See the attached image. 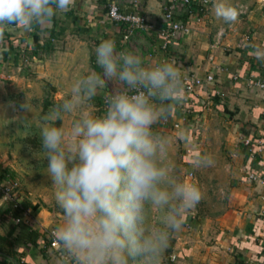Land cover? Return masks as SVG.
Listing matches in <instances>:
<instances>
[{
    "label": "clouds",
    "instance_id": "1",
    "mask_svg": "<svg viewBox=\"0 0 264 264\" xmlns=\"http://www.w3.org/2000/svg\"><path fill=\"white\" fill-rule=\"evenodd\" d=\"M74 0H0V42L9 26L24 31L50 25ZM215 16L234 23L241 9L214 0ZM137 48L118 51L113 39L95 48L103 69L78 77L71 92L44 116L41 147L55 200L64 221L54 232L75 264H161L170 237L183 217L203 198L202 189L177 175L174 139L153 130L168 119L183 91V77L171 61L145 65ZM264 61V50H256ZM106 79L116 88L105 97L106 111L96 116L83 105L97 96ZM29 111V106H24ZM79 110L69 129L57 126ZM187 142V135L182 134ZM215 165L211 155L194 167Z\"/></svg>",
    "mask_w": 264,
    "mask_h": 264
},
{
    "label": "crops",
    "instance_id": "2",
    "mask_svg": "<svg viewBox=\"0 0 264 264\" xmlns=\"http://www.w3.org/2000/svg\"><path fill=\"white\" fill-rule=\"evenodd\" d=\"M109 1L74 0L70 10L54 17L50 25L33 26L30 32L9 26L0 42V77L5 74L6 62L14 71V64L25 60L33 73L58 81L59 94L68 97L78 77L91 71L103 76V69L95 62V48L102 40L113 39L118 51L135 50L137 41L143 40L146 46H139V54L145 65L171 61L179 68L183 82L190 76L202 80L191 92L183 91L168 119L153 126L165 130L178 124L191 141L190 136L197 132L192 116L204 111L210 100L217 103L235 129L234 185L227 205L217 216L191 217L189 223L183 218L181 230L170 237L173 245L166 249L161 264H264V187L246 177L247 172L262 174L264 154L252 155L242 144L247 138L264 136V92L251 86L254 80L264 81V61L255 55L257 49L264 50V28L251 22L246 38L230 35V27L218 24L221 22L215 20L214 10L209 9L204 22L191 21L189 34H170L167 48H163L165 41L158 32L168 24L163 18L167 0H119L124 11L137 9L154 26L129 35L122 25L107 17ZM260 11L264 21V8ZM54 66L58 79L51 77ZM209 75L213 82H205ZM115 88V83L106 79L94 98H105ZM89 102L97 111L98 106ZM105 111L106 106L97 116ZM75 118L64 123L70 128ZM188 161L191 169L193 162ZM8 204L0 196V264H64L63 250L52 248L46 234L62 225L64 214L32 202L26 207L29 219L18 224L6 212ZM29 223L38 233L36 238L30 235Z\"/></svg>",
    "mask_w": 264,
    "mask_h": 264
},
{
    "label": "rangeland",
    "instance_id": "3",
    "mask_svg": "<svg viewBox=\"0 0 264 264\" xmlns=\"http://www.w3.org/2000/svg\"><path fill=\"white\" fill-rule=\"evenodd\" d=\"M227 3L241 9L237 21L225 23L217 17L215 20L221 22L218 24L229 26L230 35L239 34V38H246L252 28L251 22L257 28H264L260 15L264 0H227ZM213 4L214 0H210L211 11L214 10ZM239 43L242 45L241 41ZM20 63L14 64L19 70L15 67L13 71L9 61L6 62L5 74L0 77V181L14 186L13 193L24 206L28 207L34 202L44 205L51 212L63 213L55 200L56 187L47 173L46 153L41 147L40 133L45 124L44 116L67 96L60 95L62 92L57 88L58 81L50 78L45 80V77L33 73L25 60ZM51 77L58 79L56 66ZM91 101L98 106V110L93 109L90 102L83 105V110L91 111L97 116V112L106 106L105 98H93ZM25 105L29 106V111ZM78 115L79 110L66 115L63 121L57 122V126L65 128L68 123L64 121L71 117L77 118ZM192 120L197 126V132L187 142L183 139L184 131L181 127L157 130L153 126L154 131L170 136L175 141L173 157L177 175L187 182L195 183L204 193L199 204L185 213L183 218L188 223L191 217H213L224 209L234 185L235 177L232 176L236 172L233 168L236 167L233 154L235 129L226 112L210 100L204 111L198 116H192ZM261 138L264 139V136H259ZM202 154L211 155L215 165L206 168L192 166L190 169L188 160H192L194 164V159ZM172 245V241H169L168 248L171 249Z\"/></svg>",
    "mask_w": 264,
    "mask_h": 264
},
{
    "label": "built area",
    "instance_id": "4",
    "mask_svg": "<svg viewBox=\"0 0 264 264\" xmlns=\"http://www.w3.org/2000/svg\"><path fill=\"white\" fill-rule=\"evenodd\" d=\"M119 0H110L107 5L106 15L112 21L119 25H122L127 34L129 35L134 30H143L148 31L154 28L147 19L141 14L137 9L132 11H124ZM210 9V0H167L163 8V18L167 24V27L163 30H159L158 35L165 41L163 48H167V39L170 34L180 33V34H189L192 26V22L202 23L207 17ZM180 16H185L186 19L182 20ZM125 35V38L128 35ZM205 82H213V76L206 77ZM184 83V90L186 92H191L195 86L201 85L202 80L195 77H187ZM251 86H255L262 92H264V81L254 80L251 82ZM175 128H178V124L174 125ZM242 144L246 147L252 155L261 156L264 154V139H253L247 138L242 140ZM247 180L250 182H257L264 187V171L262 174L247 172ZM14 186L6 185L0 181V196L9 204L14 205L16 210H18V216L15 218V222L20 224L23 220L29 219V212L27 208L23 206L20 198L16 197L13 193ZM55 230H50L46 232L48 238H50V246L56 249H62L61 246L57 243V240L54 237ZM63 252V261L64 264H75L74 259L69 256L66 252ZM264 254V248H263ZM174 259V257H173Z\"/></svg>",
    "mask_w": 264,
    "mask_h": 264
},
{
    "label": "trees",
    "instance_id": "5",
    "mask_svg": "<svg viewBox=\"0 0 264 264\" xmlns=\"http://www.w3.org/2000/svg\"><path fill=\"white\" fill-rule=\"evenodd\" d=\"M23 206H24V204H23ZM24 207L26 208V206H24ZM6 212H8V214L11 215V217L14 218V219L17 218V216H18V210H16V208L12 204H8L7 209H6ZM29 227L31 229V234L30 235L32 237H35L36 238V236H37L38 233L35 232V229L33 228V224H30Z\"/></svg>",
    "mask_w": 264,
    "mask_h": 264
}]
</instances>
